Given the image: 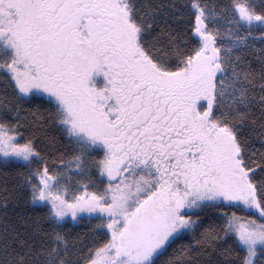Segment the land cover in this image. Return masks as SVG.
Here are the masks:
<instances>
[{
	"label": "snow or ice",
	"instance_id": "6c2138e0",
	"mask_svg": "<svg viewBox=\"0 0 264 264\" xmlns=\"http://www.w3.org/2000/svg\"><path fill=\"white\" fill-rule=\"evenodd\" d=\"M0 165V264H264V0H0Z\"/></svg>",
	"mask_w": 264,
	"mask_h": 264
},
{
	"label": "trees",
	"instance_id": "16d2710c",
	"mask_svg": "<svg viewBox=\"0 0 264 264\" xmlns=\"http://www.w3.org/2000/svg\"><path fill=\"white\" fill-rule=\"evenodd\" d=\"M41 147H43V145H41ZM17 171L15 166H10V167H4L2 165H0V183H3V181L8 180L9 184L12 183V175H6V174H14ZM15 207V211L17 212H21V213H27L30 211V209H28L27 205L21 201L19 203L18 206H14ZM90 228V225L88 224H83L80 225L78 227H76L75 229H73V231L75 233H87L88 230ZM190 237L185 238L183 240H179L177 241V243L173 246L174 248H178L181 244H186L188 243ZM171 252V250H170Z\"/></svg>",
	"mask_w": 264,
	"mask_h": 264
}]
</instances>
